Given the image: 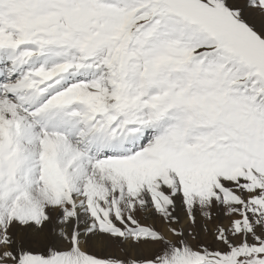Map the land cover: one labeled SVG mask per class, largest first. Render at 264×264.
<instances>
[{
    "label": "snow or ice",
    "instance_id": "obj_1",
    "mask_svg": "<svg viewBox=\"0 0 264 264\" xmlns=\"http://www.w3.org/2000/svg\"><path fill=\"white\" fill-rule=\"evenodd\" d=\"M0 264H264V0H0Z\"/></svg>",
    "mask_w": 264,
    "mask_h": 264
}]
</instances>
